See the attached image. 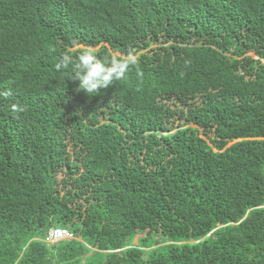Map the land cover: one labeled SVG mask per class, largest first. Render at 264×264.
<instances>
[{"label":"trees","instance_id":"1","mask_svg":"<svg viewBox=\"0 0 264 264\" xmlns=\"http://www.w3.org/2000/svg\"><path fill=\"white\" fill-rule=\"evenodd\" d=\"M75 45L136 63L89 97ZM3 91L0 264H264V0H0Z\"/></svg>","mask_w":264,"mask_h":264},{"label":"clouds","instance_id":"2","mask_svg":"<svg viewBox=\"0 0 264 264\" xmlns=\"http://www.w3.org/2000/svg\"><path fill=\"white\" fill-rule=\"evenodd\" d=\"M80 48V45H75L73 50L77 51ZM114 54L120 57H100L93 48L83 47L75 57L71 54H63L56 67L57 69H66L71 66V81L77 82V91H81L90 97L103 89H107L114 82L113 86L119 84L128 74L130 66L136 63L131 58L132 53H129L128 58H124L118 53ZM137 75H141V73L138 72ZM112 87L108 94L99 101L100 109L105 115L115 113L117 110L123 111V108L126 107L122 102H115L116 98L111 92ZM125 88L128 90L129 86L126 85ZM11 95V91L0 92V97H10ZM12 110L19 112L24 109L13 104ZM103 121H107V119L101 120V122ZM46 133L49 134V131Z\"/></svg>","mask_w":264,"mask_h":264},{"label":"built area","instance_id":"3","mask_svg":"<svg viewBox=\"0 0 264 264\" xmlns=\"http://www.w3.org/2000/svg\"><path fill=\"white\" fill-rule=\"evenodd\" d=\"M72 239V235L65 229L55 228L48 232L44 242L47 245H54L61 241Z\"/></svg>","mask_w":264,"mask_h":264},{"label":"rangeland","instance_id":"4","mask_svg":"<svg viewBox=\"0 0 264 264\" xmlns=\"http://www.w3.org/2000/svg\"><path fill=\"white\" fill-rule=\"evenodd\" d=\"M177 123H178V121L175 122V126H176ZM141 239H143V237H141V235H139V234H136V236L132 240V245H136L137 241L141 240Z\"/></svg>","mask_w":264,"mask_h":264}]
</instances>
